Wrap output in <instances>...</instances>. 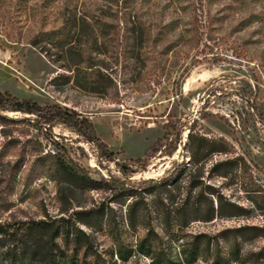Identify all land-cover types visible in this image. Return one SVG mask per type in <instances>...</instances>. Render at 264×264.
<instances>
[{
    "label": "rangeland",
    "instance_id": "rangeland-1",
    "mask_svg": "<svg viewBox=\"0 0 264 264\" xmlns=\"http://www.w3.org/2000/svg\"><path fill=\"white\" fill-rule=\"evenodd\" d=\"M0 91L113 152L0 110V264H264V0H0Z\"/></svg>",
    "mask_w": 264,
    "mask_h": 264
},
{
    "label": "trees",
    "instance_id": "trees-1",
    "mask_svg": "<svg viewBox=\"0 0 264 264\" xmlns=\"http://www.w3.org/2000/svg\"><path fill=\"white\" fill-rule=\"evenodd\" d=\"M82 23L87 24V27L91 29L93 32L94 29L97 28V22H88L82 19ZM78 25V18L71 19L66 17L63 26L60 29L54 30L53 32H47L46 35H53L60 40V43H63L64 47H67L66 52L73 58V56L83 57L84 51L86 49L83 46H80L82 43V39L78 37L79 33L75 27ZM91 25V26H90ZM76 39V40H74ZM75 41L79 44L76 46ZM77 65V64H76ZM70 66V70L73 72L72 76H67L68 82H74L76 86L87 92H103L101 89L104 87H108L104 80V74L101 71L98 73H94L90 71L88 67ZM109 79L110 75H109ZM112 80V79H111ZM13 110L20 111L23 113L36 114L46 123L50 124L56 119H60L65 123H68L72 126L78 128L79 131H83L87 134L92 141H97L101 150L112 157L113 152H109L107 150V145L104 142H101L99 138H97L95 134V129L93 124L88 119L80 118L74 112H71L68 109L60 108L59 106L45 105L41 106L36 101L29 98H19L10 94L9 92L3 93L0 91V110ZM0 119L7 120L6 116L0 115ZM57 165L68 171L74 173H80V170H75L71 166L65 164L63 160L57 159ZM1 232H8L2 225H0ZM197 248V249H196ZM194 250L191 251V256L194 257L196 254L200 253L199 247L197 246Z\"/></svg>",
    "mask_w": 264,
    "mask_h": 264
}]
</instances>
